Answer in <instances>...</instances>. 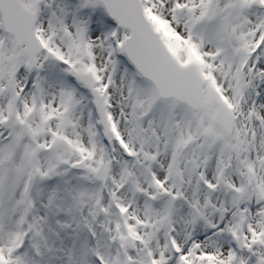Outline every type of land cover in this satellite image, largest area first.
<instances>
[{
  "label": "snow or ice",
  "instance_id": "1",
  "mask_svg": "<svg viewBox=\"0 0 264 264\" xmlns=\"http://www.w3.org/2000/svg\"><path fill=\"white\" fill-rule=\"evenodd\" d=\"M0 264H264V0H0Z\"/></svg>",
  "mask_w": 264,
  "mask_h": 264
}]
</instances>
